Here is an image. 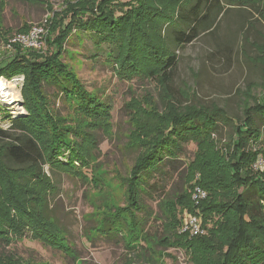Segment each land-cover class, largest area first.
<instances>
[{"label": "rangeland", "instance_id": "obj_1", "mask_svg": "<svg viewBox=\"0 0 264 264\" xmlns=\"http://www.w3.org/2000/svg\"><path fill=\"white\" fill-rule=\"evenodd\" d=\"M2 1L5 3L2 13L3 26L11 30L4 38L0 36V61L18 52V49L8 46L6 42L12 34L18 33L19 30L14 31L16 28L25 22L28 27L45 22L42 24L46 33L40 44L21 50L34 61H41L55 49L54 38L57 30L55 25L50 27V18L57 15L61 17L65 12V4L76 0H0V3ZM78 1L83 3V0ZM95 1L98 2L93 0L92 5ZM128 1L118 0L123 4ZM144 1L132 0L135 4L129 5L135 12L141 11L142 8V16L138 18L140 28L145 29V34L156 36L160 44L166 40L167 46L172 49L168 38L158 37L153 17L164 8L172 9L184 0H147L142 7ZM240 1L242 4H258L264 12V0ZM105 4L108 8L114 5L113 10L119 6L115 1ZM243 6L235 5L231 8L221 17L213 32L201 33L191 43L171 50L177 56V65L170 84L172 92L166 90L158 79L150 76L147 68L140 67V64L122 72L123 54H120V49L117 50L118 42L98 43L86 33L72 29L62 40L60 61L65 67L64 71L72 74L76 82L73 83L74 86L95 97L92 103L97 107L91 112L84 110L82 116L85 117H80L81 120L75 119L71 112L72 109L79 111V107L83 108L76 96L71 98L63 95L54 85L44 82L43 93L41 88H38V92H32L31 85L25 80V71L12 75L10 79L4 77L14 84L18 96L9 100L0 95V128H7L11 117L27 116V107L33 105L36 108L47 98L50 115L57 120V124L61 123L63 126L58 128L55 124L56 129L51 132L44 122H34L40 145L46 152L50 151L51 148L47 150L49 144H57V135L62 133L70 137L72 148L78 150L83 157L81 161L74 160V167H71L66 164L71 151L67 148L61 150L62 154L57 156V161L61 164L58 166L56 163L54 167L44 166L45 176L35 179L41 187L38 191L40 194H35L38 196L46 195V188L51 184V187H48L50 190L47 193L46 213L62 228V235L76 250L78 260L74 261L71 256L52 244L34 239L30 228L21 232L23 237L15 238L13 230H6V227L0 228L7 232L3 234L5 238L0 239V260L10 259L17 263L18 259L20 264H123L122 243L109 235L91 240L88 238V229L95 226L97 221L100 222L104 215L111 216L113 210L120 209L123 212L128 208V176L131 167L141 157L144 147L161 137L170 120L185 111L216 112L219 113V118L225 119L224 115L229 116L242 126L248 111L255 110L260 101V95L264 91V17L250 6ZM81 15V18L85 19L86 15ZM138 23L136 20L129 28V23H124L122 32L114 31L110 38L119 36L123 42L126 41L131 36L130 31L133 35L135 29H138ZM138 62L140 63V60ZM25 94L28 95V104H24ZM256 119L258 120L257 117ZM76 120H83V123L75 126L73 123ZM232 125V121L220 125L219 143L211 139L200 147L204 158L201 161L208 159L218 163H211L210 167L227 163V157L230 156L228 154L235 150L232 143H227L228 135L232 134ZM74 126L77 127V132L70 130ZM66 141L67 144L71 143ZM248 147L264 159L263 146L257 145L250 138ZM195 148L194 143H187L184 146V154L175 162L177 166L169 170V178L164 184L170 193L184 186V163L193 158ZM1 151L0 147V153ZM201 165L206 167L200 163L198 167L190 170L189 180L196 178ZM91 170L93 177L89 178ZM0 172L10 175L7 173L10 171L2 165L1 159ZM80 172L87 173L88 178L82 177ZM22 181L18 178L19 183ZM4 182L0 181V205L4 206V210L0 211L6 212L15 221L21 215L12 208L13 201L5 198ZM20 185L17 183L14 188V200L22 202L34 195L31 188ZM156 195L143 198L153 211L157 209ZM33 200L36 201L34 198ZM184 210L186 209L178 211L180 223ZM21 219L18 221L19 225H22L21 221H25V217ZM204 230L206 234V228ZM93 233L95 231H92ZM216 237L217 233L214 239L207 243L197 242L195 245L198 249L192 259V255L169 247L165 249L159 264H213L212 261L224 246V242H220ZM3 262L5 261H1Z\"/></svg>", "mask_w": 264, "mask_h": 264}, {"label": "trees", "instance_id": "obj_2", "mask_svg": "<svg viewBox=\"0 0 264 264\" xmlns=\"http://www.w3.org/2000/svg\"><path fill=\"white\" fill-rule=\"evenodd\" d=\"M113 1L119 5L115 10L114 5L108 8L105 4ZM92 3L93 0H83V3L78 0L68 2L61 17L57 15L50 18V27L55 25L57 34L54 38L55 49H52L45 59L34 61L21 51L27 48L13 44L18 52L0 61V77L10 79L12 75L25 71V80L27 79V84L31 85L32 92H38V88H41L43 93L44 82L54 85L60 93L63 92V95L71 98L76 96L83 108L79 107V111L72 109L71 112L75 119L81 120L80 117H85L82 116L84 110L91 112L97 107L92 103L95 97L74 86L73 83L76 82L72 74L64 71L65 67L60 61L62 40L72 29L76 28L86 33L98 43L118 42L117 50L120 49V54H123L122 72H127L130 67L140 64V67H146L147 73L155 76L166 90L171 91V79L177 65V56L172 49L191 43L201 33L213 32L221 17L235 5L250 6L264 17L263 9L258 4H242L240 0H184L172 9L164 8L153 17L154 29L158 32L159 38L160 36L168 38L170 46L173 47L169 49L166 40L160 44L156 36L145 34V29L140 28L138 18L142 16V8L139 12L132 11L129 7L135 4L132 0L126 4L118 0H98L95 4ZM0 4H2L0 36L4 38L11 29L3 26L2 13L5 3L2 1ZM83 13L86 15L85 19L81 18ZM136 20L139 22L136 24L138 29H135L133 35L130 31L129 39L123 42L119 36L110 38L112 32H122L124 23H129V28ZM28 29L25 22L14 31L25 32ZM127 66L129 68H126ZM27 99L28 95L25 94L24 104H28ZM48 103L49 100L45 98L40 106L27 107L29 109L27 116L11 117L10 125L7 128H0L2 150L0 159L2 165L10 171L7 172L10 175L0 172V181L2 183L5 181L3 194L5 198L13 201L12 208L21 215L14 221L13 217L0 211V228L13 230L15 238L23 237L24 234L21 232L30 228L34 239L54 245L76 261L78 260L76 250L62 235V228L46 213L47 193L50 190L48 187H51L49 181L46 195H35L40 194L38 191L41 190L35 179L45 176L44 166L54 167L56 163L58 166L61 164L57 161V156L62 154L61 150L67 148L71 151L66 163L71 167H74V160L81 161L83 157L78 150L72 148L73 142L70 137L62 133L57 135V144H49L47 150L51 148L50 151L46 152L40 145L34 122H44L50 127L51 132L56 129L55 124L58 128L63 126L61 123L57 124V120L50 115ZM255 108L248 111L242 126L229 116L224 115L225 119L219 118V113L216 112L192 110L174 116L162 136L152 141L149 146L146 145L141 157L131 167L127 182L128 208L123 212L115 209L111 216L104 215L100 222L97 221L95 226L88 229V238L92 240L104 235L117 238L124 248L123 264H159L164 257L165 249L169 247L178 248L192 255L191 259L194 258L198 249L195 244L207 243L214 239L217 233L216 239L224 242V246L212 261L213 264H264V172L253 169L252 164L258 153L248 147L250 138L257 145L264 147V91ZM77 120L73 123L75 126L83 123V120L81 122ZM229 121H232L233 125L227 143H232L235 150L228 154L230 156L227 157L226 164L210 167L209 164L218 163L208 159L204 161L205 163L201 161L204 158L200 147L211 139L219 143L221 141L219 127ZM75 126L71 127L72 132L78 131ZM66 140L71 143L67 144ZM187 143H194L196 148L193 158L184 163L182 171L184 186L170 193L164 181L169 178V170L177 166L175 162L184 154V146ZM262 150L264 152V149ZM200 163L206 167L203 165L199 167L198 175L193 181L206 191L207 196L195 206L190 196L193 181L189 180V175L190 170L198 167ZM92 172L91 170L89 178L93 177ZM79 174L88 178L87 173ZM18 178L23 181L19 183ZM17 183L31 188L34 195L22 202L14 200L12 196ZM154 194L156 198L158 197L155 211L143 200L144 196L150 197ZM3 208L4 206L0 205V210H4ZM195 208L201 215L202 227L206 228V234L189 237L187 233L179 230L178 211L186 209L193 212ZM22 217H25V221H21L22 225H19L18 221L22 220ZM92 231L95 233L92 234ZM6 233L4 229L0 230L1 240L5 238L3 234ZM17 260V263L10 259L0 260V264H20Z\"/></svg>", "mask_w": 264, "mask_h": 264}, {"label": "built area", "instance_id": "obj_3", "mask_svg": "<svg viewBox=\"0 0 264 264\" xmlns=\"http://www.w3.org/2000/svg\"><path fill=\"white\" fill-rule=\"evenodd\" d=\"M42 23L40 22L32 25L25 32L12 34L7 40V45L12 46L13 44H17L25 48L38 46V44L41 42V38L46 33V28ZM252 167L257 171L264 172V159L260 156H257L254 163L252 164ZM190 196L193 204L197 206L200 201H202L207 196V193L196 183V181H193L190 188ZM179 230L180 232L187 233L189 237L204 234L205 230L202 227L201 216L197 208H195V211L193 212L190 210L183 211Z\"/></svg>", "mask_w": 264, "mask_h": 264}, {"label": "bare ground", "instance_id": "obj_4", "mask_svg": "<svg viewBox=\"0 0 264 264\" xmlns=\"http://www.w3.org/2000/svg\"><path fill=\"white\" fill-rule=\"evenodd\" d=\"M0 95L9 100H14L18 96L17 90L14 89V84L4 77H0Z\"/></svg>", "mask_w": 264, "mask_h": 264}]
</instances>
